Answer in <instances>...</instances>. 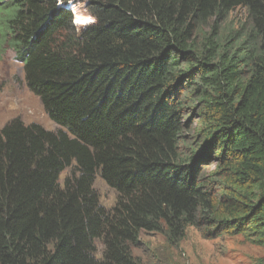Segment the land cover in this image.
Masks as SVG:
<instances>
[{"label": "trees", "instance_id": "obj_1", "mask_svg": "<svg viewBox=\"0 0 264 264\" xmlns=\"http://www.w3.org/2000/svg\"><path fill=\"white\" fill-rule=\"evenodd\" d=\"M0 37L59 126L0 129V264H144L143 232L190 227L264 246V0H0Z\"/></svg>", "mask_w": 264, "mask_h": 264}, {"label": "rangeland", "instance_id": "obj_2", "mask_svg": "<svg viewBox=\"0 0 264 264\" xmlns=\"http://www.w3.org/2000/svg\"><path fill=\"white\" fill-rule=\"evenodd\" d=\"M245 19V9L237 8L222 29L226 33L234 31ZM23 67L15 51L8 44H0V129L14 117H21L26 123H39L50 130L57 129L59 126L50 119L40 98L27 86ZM190 117L196 124L194 114ZM69 173L70 170L65 171L61 181ZM94 186L101 204L113 208L118 199L116 189L99 174ZM97 247L101 256L103 244L100 240H97ZM133 253L144 264H152L164 256L177 264H264V246L249 242L242 235L207 239L193 227L188 229L186 238L176 247H169L161 232H143L141 243Z\"/></svg>", "mask_w": 264, "mask_h": 264}]
</instances>
